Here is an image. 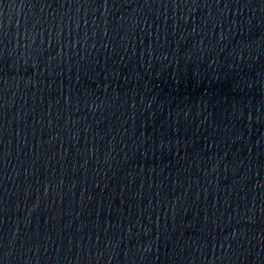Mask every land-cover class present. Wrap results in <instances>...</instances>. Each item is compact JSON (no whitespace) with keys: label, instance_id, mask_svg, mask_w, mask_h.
Segmentation results:
<instances>
[{"label":"water","instance_id":"water-1","mask_svg":"<svg viewBox=\"0 0 264 264\" xmlns=\"http://www.w3.org/2000/svg\"><path fill=\"white\" fill-rule=\"evenodd\" d=\"M0 264H264V0H0Z\"/></svg>","mask_w":264,"mask_h":264}]
</instances>
